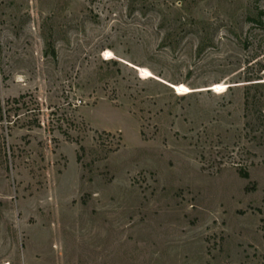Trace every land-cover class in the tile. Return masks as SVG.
<instances>
[{"label": "rangeland", "instance_id": "374dc122", "mask_svg": "<svg viewBox=\"0 0 264 264\" xmlns=\"http://www.w3.org/2000/svg\"><path fill=\"white\" fill-rule=\"evenodd\" d=\"M0 264H264V0H0Z\"/></svg>", "mask_w": 264, "mask_h": 264}, {"label": "trees", "instance_id": "16d2710c", "mask_svg": "<svg viewBox=\"0 0 264 264\" xmlns=\"http://www.w3.org/2000/svg\"><path fill=\"white\" fill-rule=\"evenodd\" d=\"M15 102H19V101H15ZM241 176L244 179H249L250 178V175L248 173H246V172H241Z\"/></svg>", "mask_w": 264, "mask_h": 264}]
</instances>
